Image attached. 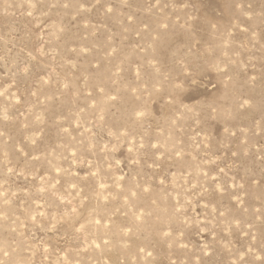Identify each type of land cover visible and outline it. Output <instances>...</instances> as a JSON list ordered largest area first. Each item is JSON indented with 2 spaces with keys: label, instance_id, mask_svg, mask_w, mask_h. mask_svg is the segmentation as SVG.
<instances>
[{
  "label": "rangeland",
  "instance_id": "374dc122",
  "mask_svg": "<svg viewBox=\"0 0 264 264\" xmlns=\"http://www.w3.org/2000/svg\"><path fill=\"white\" fill-rule=\"evenodd\" d=\"M0 264H264V0H0Z\"/></svg>",
  "mask_w": 264,
  "mask_h": 264
}]
</instances>
